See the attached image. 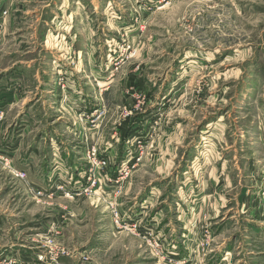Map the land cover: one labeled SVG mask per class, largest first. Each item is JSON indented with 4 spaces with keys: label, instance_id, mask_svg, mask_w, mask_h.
Instances as JSON below:
<instances>
[{
    "label": "rangeland",
    "instance_id": "374dc122",
    "mask_svg": "<svg viewBox=\"0 0 264 264\" xmlns=\"http://www.w3.org/2000/svg\"><path fill=\"white\" fill-rule=\"evenodd\" d=\"M9 89L0 264H264V0H0Z\"/></svg>",
    "mask_w": 264,
    "mask_h": 264
},
{
    "label": "crops",
    "instance_id": "0c3cea01",
    "mask_svg": "<svg viewBox=\"0 0 264 264\" xmlns=\"http://www.w3.org/2000/svg\"><path fill=\"white\" fill-rule=\"evenodd\" d=\"M148 79L147 78H145V80L143 81V83L146 85V84H149V82L147 83L146 81H147ZM107 85H108V87L109 88H107V90L106 91H108L109 89H110V86L112 85V80H110L109 82H107L106 83ZM141 86H142V84H140ZM175 85V83H172V86H174ZM163 87V84L160 82V83H158V84H156V83H154V84H152V88H155L156 89V91L159 89V88H162ZM169 87H171V85H166L165 84V86H164V88H163V91H164V93H162V94H156V93H152L151 95L153 96V98L155 99V98H157V97H159V103L162 101V100H172V93H169L168 92V88ZM11 91V92H10ZM13 92V90H10L9 89V92H8V90L7 91H3V90H0V108L2 109V108H5L6 106H11V105H14L13 104V101H14V98H15V94H13L12 93ZM156 100V99H155ZM148 110L146 111V112H144L142 115L144 116V117H146V118H142L143 120L144 119H146V120H148L149 119V117H152V116H154V115H156V113L159 111V105L157 104V105H155V106H152V107H148L147 108ZM148 118V119H147ZM141 121L140 120H138V123H137V125L140 123ZM145 127H147L148 128V126L147 125H144ZM144 126H142V127H144ZM138 127H141V125L139 126L138 125ZM7 133V132H6ZM5 133V134H6ZM9 133V132H8ZM5 134H2L3 135V137H4V135ZM10 134V133H9ZM0 137H1V135H0ZM4 140L6 141V138H4ZM17 147L18 146H14V150L16 151V149H17ZM5 148H6V144H5V146H4V148H3V150H5ZM16 148V149H15ZM129 148V147H128ZM127 148V149H128ZM68 149H69V151H68ZM113 149H114V147H113ZM113 153V150L110 152V154L111 155H113L112 154ZM108 154V151H107V149H106V151L104 152V155H107ZM58 158L60 159L59 161L57 160V159H55V163H57V162H62L63 164H65V160H66V162H68V161H70V162H68L69 164H73L75 167H77V165L79 164V161H81V158H78V154H77V152L76 151H74V150H72L71 149V146H65V150L62 152V153H60L59 152V154H58ZM65 159V160H64ZM67 163V164H68ZM69 166V165H68ZM70 168V167H69ZM68 168V169H69ZM56 171V170H55ZM54 171V172H55ZM56 175H58L57 177L58 178H56V180H61V178H60V176H61V174L60 173H58V174H56ZM211 185L212 186H215V184L213 183V182H211ZM216 187V186H215ZM188 193L191 191V189H190V187L188 188ZM203 194H204V198H206L207 199V197L209 196V194H208V192L206 193V190H205V188L203 189ZM152 195H154L153 193H152ZM214 195V199H215V201H216V204L218 203V198H219V196H220V194H219V192L218 193H214L213 194ZM193 196H194V194H193ZM195 198V197H194ZM150 199V198H149ZM197 200V199H196ZM147 201H148V205H150V200H148L147 199ZM222 200H220V202H221ZM205 202H206V200H205ZM219 202V203H220ZM228 203V202H227ZM218 209H217V211H215L214 212V214H213V217H215V218H217V220H219L218 222H215V223H213L214 225H216V226H219L218 228L219 229H221L222 231H224L227 227H225L224 225L225 224H220L221 222L222 223H224L225 222V218H221L222 216L223 217H225V216H227L228 214H230L231 212H230V210H229V207L227 206V208H226V206H224V205H221V206H218L217 207ZM188 209L190 210V208L188 207ZM119 210L122 212V210L119 208ZM146 213H148V212H146ZM177 213V212H176ZM120 214H122V213H120ZM124 214V213H123ZM122 214V215H123ZM139 214H141V210H140V213ZM138 214V215H139ZM205 214H206V212H205ZM186 215V214H185ZM193 215V214H192ZM192 215H189V217L187 216V218H190ZM145 216H146V214H145ZM151 217H154V218H152V221H158L159 223H161V226H163L164 228L165 227H169V225H167V222L169 223V219L167 218V217H165V214H164V212H163V210L162 211H159V210H155V212H152V216ZM165 217V218H164ZM170 224V223H169ZM197 225H199V224H193L192 226L194 227V226H197ZM174 231L175 230H170L169 229V232H171V233H174ZM258 231H260V229H254V233L255 234H257L258 233ZM179 235H181V232H179ZM179 236L177 235V237H172L173 239H176V238H178ZM200 237V235H197V237L195 238V240L196 239H198ZM188 239H189V237H188ZM190 241H194L193 239L191 240V239H189ZM175 243H176V241H174ZM223 243L221 244V246H224L225 245V241H222ZM188 243H189V241H188ZM217 244H220V243H217ZM217 249V247H215V250ZM217 252V251H216ZM227 254H229V253H227ZM260 254H262V253H260ZM239 255V259L237 260L236 258H235V260L232 262V258L230 259V260H228L226 257V261H227V263L226 264H242L243 263V261H242V259H240L241 258V253H239L238 254ZM251 255H253L252 253H250V258H248V260L247 261H245V263H247V264H259V262H258V260H262V257H260V258H257V257H251ZM225 260V259H224ZM249 262V263H248Z\"/></svg>",
    "mask_w": 264,
    "mask_h": 264
},
{
    "label": "built area",
    "instance_id": "2783aa9c",
    "mask_svg": "<svg viewBox=\"0 0 264 264\" xmlns=\"http://www.w3.org/2000/svg\"><path fill=\"white\" fill-rule=\"evenodd\" d=\"M15 177L18 178V179H23V180H25L27 178L26 174L19 173V172H16ZM118 217H119L118 214L114 213V220L116 219V222L119 221V218ZM11 261H12V259L9 260V263H11Z\"/></svg>",
    "mask_w": 264,
    "mask_h": 264
}]
</instances>
